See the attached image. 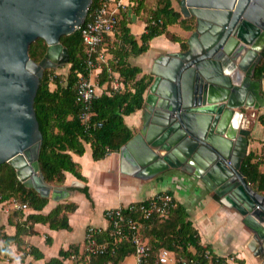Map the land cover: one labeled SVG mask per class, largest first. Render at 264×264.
<instances>
[{
	"label": "water",
	"instance_id": "95a60500",
	"mask_svg": "<svg viewBox=\"0 0 264 264\" xmlns=\"http://www.w3.org/2000/svg\"><path fill=\"white\" fill-rule=\"evenodd\" d=\"M97 0H0V165L40 196L58 202L62 186L43 177L42 133L34 102L44 70L69 62L60 42L89 19ZM196 26L188 49L152 72L141 127L118 151L120 171L137 177L189 166L254 232L250 250L264 254V194L240 172L250 132L240 108H259L257 64L264 57V0H180ZM47 49L39 62V39ZM264 105V104H263ZM256 242L259 246L256 247Z\"/></svg>",
	"mask_w": 264,
	"mask_h": 264
},
{
	"label": "trees",
	"instance_id": "16d2710c",
	"mask_svg": "<svg viewBox=\"0 0 264 264\" xmlns=\"http://www.w3.org/2000/svg\"><path fill=\"white\" fill-rule=\"evenodd\" d=\"M99 1L97 0V4ZM179 1L134 0V11L146 23L144 32L140 35V43L130 32L126 18L122 17L119 20L114 31L117 42L112 51L113 57L102 63L96 79L100 87L106 82L107 87L92 100L93 115L88 121V127L79 119L80 104L76 100L75 87L78 74L85 76L89 74L85 62V47L79 29L61 36L60 42L69 54V69L65 82L61 76H51L50 70L45 69L42 77L44 82L40 84L34 102L43 136L39 162L47 183L63 184L66 172L86 182L79 164L72 158V153L82 156L85 153V145L89 144L92 159L97 161L112 152H118L134 135L125 124L124 117L143 107V95L151 78L148 75L139 76L140 68L131 65L128 57L146 52L150 41L160 35H165L170 41L178 42L182 51L188 49L186 38L170 29L172 26H178L190 32L196 26L194 17H183L178 6L176 7ZM46 49V42L40 38L33 49V60L39 62ZM112 72L118 73L119 81L123 84L122 89H115L111 85L114 79ZM263 76L264 57L254 71L255 78L261 79ZM50 83L54 84L53 89L50 88ZM257 120L264 126V112L257 115ZM98 123H101V126H97ZM260 155L249 151L241 161L240 172L247 183L257 191L263 192L264 158ZM261 167L263 170L260 169ZM81 191L90 199L87 186L81 188ZM11 198L36 211H41L48 202V198L40 196L36 190L26 187L18 179L15 169L10 164L3 163L0 165V201ZM134 203L135 210L124 209L123 214L128 218L140 219L143 223V238L150 246L149 255L143 264H160L156 259L161 249H167L174 254L177 261L179 260L175 264H181L182 259H194L200 264H217L224 261L222 257L213 255L207 246L200 243L198 231L188 219V213L182 205L175 204L166 218H161L158 214L142 218L137 210V205L140 203ZM76 208L77 205L73 202L58 203L48 214H29L26 220L48 223L51 229H68V214ZM22 210L18 211L22 212ZM25 226V223L17 224L16 234L7 237L6 242L19 243L20 235L26 233ZM123 227L125 228V225ZM112 231L113 229L108 227L94 235L97 244L105 245L103 253L87 250L88 244L85 240L82 248L78 245H70L68 249L60 250L59 255L63 259H69L71 264H121L126 256L134 253V246L125 237L126 229L121 235H116ZM27 233L34 232L29 230ZM207 251L211 256H207ZM35 257L41 258L42 254L38 252ZM46 264L64 263L52 258Z\"/></svg>",
	"mask_w": 264,
	"mask_h": 264
},
{
	"label": "crops",
	"instance_id": "0c3cea01",
	"mask_svg": "<svg viewBox=\"0 0 264 264\" xmlns=\"http://www.w3.org/2000/svg\"><path fill=\"white\" fill-rule=\"evenodd\" d=\"M123 2L127 3L128 0ZM122 17L126 18L130 32L140 43V35L144 32L146 24L144 20L134 11V7H127ZM181 30L182 33L178 35L188 40L195 29L190 32ZM115 42H117L115 33L105 39L104 50L107 59L113 57ZM181 51L178 42L170 41L165 35H160L150 41L146 52L128 57L131 65L140 68L139 76L148 75L151 78L143 95V105L154 79L152 72H158L164 67L167 63L165 59L170 54ZM112 74L118 76L116 72ZM254 79L259 81V96L254 100V104H258L259 108L248 110L240 108L243 116H246L245 120L241 121L240 128L242 126L250 132L247 136L249 147L247 153L264 151V126L256 116L264 112V76L261 79L255 77ZM111 85L113 86V83ZM102 86L105 89L107 82ZM102 90V88L98 89V94ZM143 113L142 107L124 117L125 124L134 134L141 127ZM256 143L258 146L255 145ZM91 151L90 145L87 144L82 156L72 153V158L79 164L86 182L66 172L63 184H53L64 187L65 197L61 201L55 202L48 198L41 211L28 207L22 212L13 207V198L0 201V264H46L52 258H57L64 264H71L69 259L60 257L59 251L68 249L70 245H78L82 248L89 225L98 227L107 225L104 213L108 208L143 201L161 192H169L176 204L185 207L188 219L198 231L200 243L207 246L213 255L233 257V261L229 264H264V254L254 255L249 247L254 240V232L244 224L243 217L233 207L221 201L212 180L206 182L202 177L195 175L189 166L170 168L149 176L137 177L120 171L118 152H112L105 158L94 161ZM260 169L263 170L262 167ZM84 186L88 187L90 199L81 191ZM252 188L256 190L253 186ZM259 193L264 194V191ZM65 202H73L77 205L75 211L68 214V229H51L48 223L26 220L29 214L46 215L58 203ZM19 223L26 224L24 227L26 233L20 235L19 243L6 242L7 237L16 234V226ZM29 230L34 233H27ZM255 246H259L258 242ZM38 252L42 254L41 258L35 257ZM135 263V255L130 254L121 264Z\"/></svg>",
	"mask_w": 264,
	"mask_h": 264
},
{
	"label": "built area",
	"instance_id": "2783aa9c",
	"mask_svg": "<svg viewBox=\"0 0 264 264\" xmlns=\"http://www.w3.org/2000/svg\"><path fill=\"white\" fill-rule=\"evenodd\" d=\"M134 6V0H128L127 3H124L123 0H100L91 17L77 27L80 31L82 42L85 47V62L89 69V74L88 76L78 74V79L75 84L76 100L80 104L79 119L87 127L89 126L88 121L93 115L91 110L92 100L98 94V89H104L103 86L100 87L96 81L97 76L101 71L102 63L107 60L102 43L104 42L105 37L114 33L119 20L122 18V13L126 11V8H133ZM100 46L102 47L99 48ZM98 48L100 50H98ZM113 78V88L122 89L123 84L119 81L118 76L113 75ZM97 126H101V123H98ZM12 203L13 207L16 209L25 210L28 208L26 204L19 203L15 199L12 200ZM138 203L140 204L137 205V210L142 218H148L153 214H158L161 218H166L169 210L176 204L169 192H161L147 199V201L143 200ZM124 209L134 211L135 203L108 208L104 213L107 222L105 227L92 225L87 227L85 240L88 245L86 248L93 253H103L105 245L97 244L94 235L108 227H111L113 229L112 232L116 235H121L124 233V229H126L127 236L125 237L134 246L133 254L136 258L135 264H143L150 252V246L147 244L146 239L143 238V223L140 219L125 217L123 214ZM124 225L125 228L123 227ZM206 253L207 256H211L209 251ZM222 258L224 261L217 262V264H229L233 261V257L226 256ZM178 261L174 254L167 249H161L156 259V262L160 264H175ZM181 264L200 263L194 259H182Z\"/></svg>",
	"mask_w": 264,
	"mask_h": 264
},
{
	"label": "rangeland",
	"instance_id": "374dc122",
	"mask_svg": "<svg viewBox=\"0 0 264 264\" xmlns=\"http://www.w3.org/2000/svg\"><path fill=\"white\" fill-rule=\"evenodd\" d=\"M180 2V1H179ZM178 6V8L180 9V4L179 5H176V7ZM170 29L175 32L176 34L178 33H182V30L180 28H177V27H170ZM50 70V75L51 76H54V75H59L61 76V79L63 80V82H65V78H66V75L68 73V69H69V64H64V65H61V66H58V67H54V68H48ZM50 88L53 89L54 88V84L53 83H50ZM249 108H247L248 110ZM259 114V113H258ZM249 116V115H248ZM253 116V115H252ZM257 116V114H256ZM258 143H256L255 145H257ZM249 147H247V151H248ZM259 154H261L260 156H262L264 158V151H260V152H257Z\"/></svg>",
	"mask_w": 264,
	"mask_h": 264
}]
</instances>
